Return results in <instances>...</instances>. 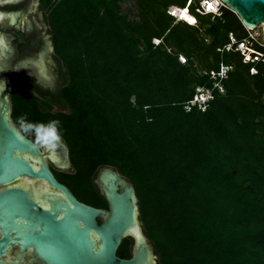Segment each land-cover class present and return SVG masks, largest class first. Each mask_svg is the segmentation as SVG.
Segmentation results:
<instances>
[{"label": "trees", "instance_id": "obj_1", "mask_svg": "<svg viewBox=\"0 0 264 264\" xmlns=\"http://www.w3.org/2000/svg\"><path fill=\"white\" fill-rule=\"evenodd\" d=\"M127 1L40 0L64 83L53 98L19 78L14 123L61 122L72 171L56 173L87 204L108 209L101 168L126 176L158 264H264V63L251 75L240 52L219 50L246 27L228 8L213 18L193 4L195 25L167 12L188 0ZM222 62L234 65L226 93L187 111ZM133 241L117 254L131 258Z\"/></svg>", "mask_w": 264, "mask_h": 264}, {"label": "water", "instance_id": "obj_2", "mask_svg": "<svg viewBox=\"0 0 264 264\" xmlns=\"http://www.w3.org/2000/svg\"><path fill=\"white\" fill-rule=\"evenodd\" d=\"M222 1L237 13L246 28L262 26L264 30V0ZM39 56L35 62L37 76L52 82L45 54ZM16 79V69L1 63L0 186L24 176L43 180L52 190L48 201L39 202L25 187L0 189V254L18 244L22 250L32 249L44 264H157L154 246L140 221L135 187L126 176L114 166L101 168L96 182L108 209L87 204L55 177L46 160L48 153L18 131L11 98ZM57 147L63 158L55 160L54 151L49 159L58 167H70L68 146L61 139ZM40 203L45 206L41 208ZM127 236L134 239L132 257L122 258L117 251Z\"/></svg>", "mask_w": 264, "mask_h": 264}, {"label": "flooded vegetation", "instance_id": "obj_3", "mask_svg": "<svg viewBox=\"0 0 264 264\" xmlns=\"http://www.w3.org/2000/svg\"><path fill=\"white\" fill-rule=\"evenodd\" d=\"M0 39H3L5 42V46L0 47V64H9V67L16 69V81L19 78L35 81L46 91L47 96L58 98L64 83V78L61 75L64 68L55 57L52 34L47 20V12L41 6L40 0L39 3H37L36 0H0ZM50 44H52L53 47L50 46ZM40 53L45 54V64L48 66L47 70L52 75V82L41 80L37 76V69L35 68L38 66L35 62L40 57ZM49 58L50 61H48ZM27 137L36 143V134H31ZM61 139L66 144L62 137ZM38 146L42 152L48 153L46 154L48 165L55 177L63 183L58 178L56 172L72 171L71 159L70 167H58L49 159L51 149L43 145ZM55 153L63 158V153L59 147L55 149ZM10 185L25 187L31 193L32 198L37 201H39V199L38 196H36L35 190L40 192L45 191L48 195L50 193L49 191L52 190L45 181L29 177L26 178L24 176L10 184L0 186V189H4ZM43 206L45 205L40 203V207L43 208ZM1 237L2 233L0 231V238ZM0 261V264H44L36 257L32 249L22 250L21 246L18 244L11 245L10 248L3 251L0 254Z\"/></svg>", "mask_w": 264, "mask_h": 264}, {"label": "built area", "instance_id": "obj_4", "mask_svg": "<svg viewBox=\"0 0 264 264\" xmlns=\"http://www.w3.org/2000/svg\"><path fill=\"white\" fill-rule=\"evenodd\" d=\"M193 4H196L195 12L197 14L212 15L213 18H215L216 16H222L224 9H231L222 0H188L185 8L189 11L190 7ZM180 10L181 7L170 5L167 9V12L174 16L177 21H181L184 19L179 14ZM189 13L191 14L190 11ZM192 16L196 20L193 22V24L197 25L198 22L196 17L194 15ZM184 21L191 23L188 20ZM246 29L247 35L241 39H239L235 33L230 32L229 42L222 48H219V50L240 52L243 56V62L246 64H252L250 67V74L255 75L259 72L257 64L264 63V33L254 32L255 29ZM156 42L159 43L160 40L157 39ZM179 59L183 63L186 62V58L183 55H180ZM233 69L234 65H229L222 62L218 69L211 70L209 72V75L212 79V86H197L193 98L185 103V109L187 111H190L193 108L197 107L203 112L206 111L210 107L211 101L215 98V91L220 94L226 93L224 80L229 77V74Z\"/></svg>", "mask_w": 264, "mask_h": 264}, {"label": "clouds", "instance_id": "obj_5", "mask_svg": "<svg viewBox=\"0 0 264 264\" xmlns=\"http://www.w3.org/2000/svg\"><path fill=\"white\" fill-rule=\"evenodd\" d=\"M5 42L0 39V47H4ZM19 125L18 131L24 135L35 132L36 144L47 146L48 148L55 150L58 146V142L61 140V136L58 132L60 125L59 120H51L47 124L44 123H33L27 118V115H21L17 119ZM23 138V137H22Z\"/></svg>", "mask_w": 264, "mask_h": 264}, {"label": "bare ground", "instance_id": "obj_6", "mask_svg": "<svg viewBox=\"0 0 264 264\" xmlns=\"http://www.w3.org/2000/svg\"><path fill=\"white\" fill-rule=\"evenodd\" d=\"M179 14L181 15V17L184 20H188L193 24V21H196L195 18L189 13V11L186 8H181V10L179 11ZM53 158L55 160H59V156L57 154H52ZM36 196H38L39 201H48L49 200V195L48 193L44 192H40L38 190H35Z\"/></svg>", "mask_w": 264, "mask_h": 264}, {"label": "rangeland", "instance_id": "obj_7", "mask_svg": "<svg viewBox=\"0 0 264 264\" xmlns=\"http://www.w3.org/2000/svg\"><path fill=\"white\" fill-rule=\"evenodd\" d=\"M38 2H39V0H38ZM131 3H132V1L131 0H129V1H127L126 3H125V9H127L128 8V6H130L131 5ZM132 6V5H131ZM264 30H263V27L262 26H259L257 29H255V31L254 32H260V33H262ZM181 61V60H180ZM51 152H54L55 150H50ZM133 247H134V241H133ZM156 260H157V264H158V256H157V258H156Z\"/></svg>", "mask_w": 264, "mask_h": 264}, {"label": "snow or ice", "instance_id": "obj_8", "mask_svg": "<svg viewBox=\"0 0 264 264\" xmlns=\"http://www.w3.org/2000/svg\"><path fill=\"white\" fill-rule=\"evenodd\" d=\"M194 22V21H193Z\"/></svg>", "mask_w": 264, "mask_h": 264}]
</instances>
